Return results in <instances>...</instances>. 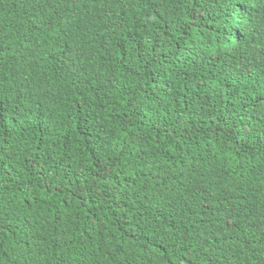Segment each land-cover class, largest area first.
<instances>
[{"label":"trees","instance_id":"trees-1","mask_svg":"<svg viewBox=\"0 0 264 264\" xmlns=\"http://www.w3.org/2000/svg\"><path fill=\"white\" fill-rule=\"evenodd\" d=\"M0 264H264V0H0Z\"/></svg>","mask_w":264,"mask_h":264}]
</instances>
